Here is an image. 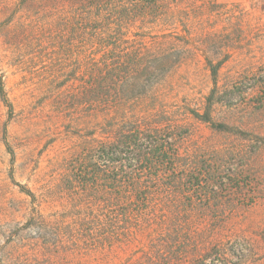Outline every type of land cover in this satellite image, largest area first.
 Wrapping results in <instances>:
<instances>
[{"label":"rangeland","instance_id":"rangeland-1","mask_svg":"<svg viewBox=\"0 0 264 264\" xmlns=\"http://www.w3.org/2000/svg\"><path fill=\"white\" fill-rule=\"evenodd\" d=\"M189 4L183 62L98 112L90 22L113 6L0 0V264H264V0Z\"/></svg>","mask_w":264,"mask_h":264},{"label":"trees","instance_id":"trees-1","mask_svg":"<svg viewBox=\"0 0 264 264\" xmlns=\"http://www.w3.org/2000/svg\"><path fill=\"white\" fill-rule=\"evenodd\" d=\"M114 1L105 0L107 5H112L113 8H103L101 5L98 9L100 14H97V18L90 22L93 32L97 31L95 41L102 47L112 48V50L109 49L110 53L109 50L104 51L102 58L93 65L91 84L85 87L82 97L83 102L94 106L98 112H104L118 105L122 106L146 95L154 84L183 62L185 35L180 29L189 31V24L192 21L188 16L190 11L197 9L190 8L192 5L189 3L192 0L190 2H186L188 0H124L122 6L113 3ZM199 1L206 13L215 5L214 0ZM160 23L171 26L162 30L161 34L155 38L156 41L151 44L137 43L129 36L133 25L139 27ZM143 34L134 35L140 37ZM207 63L216 81L221 62L213 63L207 58ZM0 93H4L1 77ZM206 120L211 121L210 118ZM120 139H122L120 143L124 145L127 144L129 136L123 133ZM158 142L159 140H154V136L151 137L148 156L154 155L157 159L163 160L164 153L159 148ZM120 143L113 144L111 152L120 148L122 146ZM140 145L139 139L138 146Z\"/></svg>","mask_w":264,"mask_h":264}]
</instances>
